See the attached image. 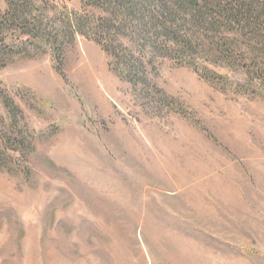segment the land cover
<instances>
[{"label": "rangeland", "instance_id": "rangeland-1", "mask_svg": "<svg viewBox=\"0 0 264 264\" xmlns=\"http://www.w3.org/2000/svg\"><path fill=\"white\" fill-rule=\"evenodd\" d=\"M259 49L227 80L81 36L0 55V264H264Z\"/></svg>", "mask_w": 264, "mask_h": 264}, {"label": "trees", "instance_id": "trees-1", "mask_svg": "<svg viewBox=\"0 0 264 264\" xmlns=\"http://www.w3.org/2000/svg\"><path fill=\"white\" fill-rule=\"evenodd\" d=\"M79 1L102 16L52 0H6L7 9L0 12V55L41 48L60 55L81 36L107 55H176L199 75L210 72L227 80L228 71L236 68V55L264 49V0ZM136 63L130 59L116 73L128 79L129 65ZM254 80L264 78L245 75L246 82Z\"/></svg>", "mask_w": 264, "mask_h": 264}]
</instances>
